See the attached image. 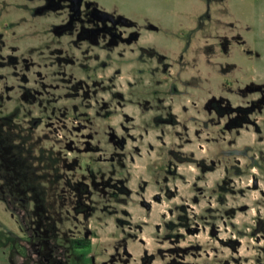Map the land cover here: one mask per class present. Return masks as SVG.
Returning <instances> with one entry per match:
<instances>
[{
  "label": "flooded vegetation",
  "instance_id": "af4514ba",
  "mask_svg": "<svg viewBox=\"0 0 264 264\" xmlns=\"http://www.w3.org/2000/svg\"><path fill=\"white\" fill-rule=\"evenodd\" d=\"M196 1L189 20L178 22L182 30L167 36L161 15L146 8L121 12L94 0H0V264H82L86 250L90 264L130 263L125 239L96 254L108 243L97 246L89 222L106 210L98 207L100 199L126 203L132 195L120 176L133 160L128 148L135 141L125 122L137 117L141 124L147 117L158 126L180 123L178 85L201 80L182 79V73L218 71L223 92L231 90L242 103L211 95L203 105L208 117L228 134L249 127L261 133L255 115L264 114V83L251 80L235 91L229 85L239 69L229 61L232 52L249 60L258 54L246 48L243 30L229 34L235 26L224 19L225 0ZM26 23L46 36L37 40L34 28L20 32ZM218 26L222 32L214 33ZM123 71L130 72L125 91L118 81ZM127 106L139 114H117ZM117 116L119 125L103 132L102 121ZM186 250H168L175 259L167 264H183L177 258ZM142 255L141 264L153 263Z\"/></svg>",
  "mask_w": 264,
  "mask_h": 264
},
{
  "label": "rangeland",
  "instance_id": "374dc122",
  "mask_svg": "<svg viewBox=\"0 0 264 264\" xmlns=\"http://www.w3.org/2000/svg\"><path fill=\"white\" fill-rule=\"evenodd\" d=\"M94 1L106 8L115 6L121 12L146 8L149 13L159 14L167 36L182 30L178 22L189 20L197 3L196 0ZM225 3L229 12L224 19L235 26L228 29L229 34L243 30L246 48L258 54V58L249 60L237 55V50L232 52L229 61L237 63L239 69L229 75V85L235 91L251 80L264 83V0H225ZM33 28L37 40L46 36L41 28L30 23L18 30L27 32ZM217 31L222 32V27H214V33ZM168 42L171 40L167 38ZM215 61L211 62L213 68ZM129 74L123 71L118 80L124 91ZM191 75L201 80L178 85L181 95L174 98L180 119L177 127L153 125L147 117L140 118L141 124L137 117L133 123L125 122V126L132 127L135 137L129 145L139 147L142 155L137 156L140 153L128 148L133 160L127 157L120 172L132 193L126 203L98 201V207L106 210L96 212L89 225L96 232L97 246L102 241L109 246H99L96 254L109 247L111 250L115 241L125 239L131 255L129 264H141L144 251L154 259L152 264H167L175 259L168 250L177 248L187 249L186 257L177 258L183 264L226 261L254 264L257 259L264 263V114L255 115L260 134L251 127L228 134L222 124L208 117L203 105L211 95H222L232 105L242 103L241 98L231 90L223 92V78L218 71H186L180 77L186 79ZM163 81L170 83L168 78ZM252 98L256 95L248 99ZM135 111L127 106L117 114L127 112L137 116L139 113ZM119 121V116L102 121V131L108 124L117 127ZM104 142L102 135L103 145ZM168 149L174 155L169 156ZM100 167L106 170L108 165L101 163ZM146 205L151 209L147 210ZM121 210L126 213H120ZM115 217L124 223L118 225ZM90 253L89 250L82 253V264L91 263V259L86 260ZM103 253L109 255L107 251Z\"/></svg>",
  "mask_w": 264,
  "mask_h": 264
}]
</instances>
